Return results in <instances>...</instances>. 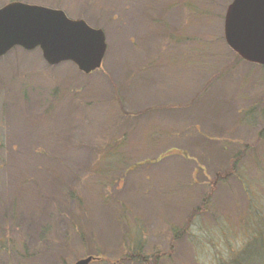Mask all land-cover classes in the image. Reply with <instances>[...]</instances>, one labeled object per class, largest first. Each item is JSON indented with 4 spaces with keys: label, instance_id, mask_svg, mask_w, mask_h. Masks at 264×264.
<instances>
[{
    "label": "rangeland",
    "instance_id": "rangeland-1",
    "mask_svg": "<svg viewBox=\"0 0 264 264\" xmlns=\"http://www.w3.org/2000/svg\"><path fill=\"white\" fill-rule=\"evenodd\" d=\"M106 33L100 69L0 58V264H264V65L233 0H0Z\"/></svg>",
    "mask_w": 264,
    "mask_h": 264
},
{
    "label": "water",
    "instance_id": "water-1",
    "mask_svg": "<svg viewBox=\"0 0 264 264\" xmlns=\"http://www.w3.org/2000/svg\"><path fill=\"white\" fill-rule=\"evenodd\" d=\"M227 45L242 59L264 65V0H233L224 21ZM15 47L40 49L49 65L73 62L90 74L102 67L107 41L103 29L71 19L60 9L21 1L0 8V58ZM94 256L74 264H90Z\"/></svg>",
    "mask_w": 264,
    "mask_h": 264
},
{
    "label": "trees",
    "instance_id": "trees-1",
    "mask_svg": "<svg viewBox=\"0 0 264 264\" xmlns=\"http://www.w3.org/2000/svg\"><path fill=\"white\" fill-rule=\"evenodd\" d=\"M123 264V263H122Z\"/></svg>",
    "mask_w": 264,
    "mask_h": 264
}]
</instances>
